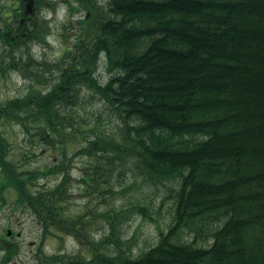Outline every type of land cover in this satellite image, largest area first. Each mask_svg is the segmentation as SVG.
Returning <instances> with one entry per match:
<instances>
[{"label":"trees","instance_id":"obj_1","mask_svg":"<svg viewBox=\"0 0 264 264\" xmlns=\"http://www.w3.org/2000/svg\"><path fill=\"white\" fill-rule=\"evenodd\" d=\"M60 5L70 12L62 27L72 29L65 51L54 60L36 57L32 45H47L52 30L40 13ZM33 7L25 14L24 0L0 3V72L16 71L26 85L0 100V120L31 140L19 152L0 130V209L31 218L33 264H264V0H33ZM102 53L110 74L104 85L96 74ZM95 97L117 107L129 143L90 130L76 153L114 151L133 175L173 183L166 231L159 228L157 241L136 254L122 247L133 237L108 210L101 216L110 229L96 239L97 215L73 207L74 153H66L63 129L73 127V115L61 111ZM57 133L59 160L51 155L50 163L28 168L36 150L57 147ZM82 181L114 193L107 174ZM88 186L85 196L100 191ZM131 208L153 218L148 205ZM8 227L0 264L21 252L22 243L6 238ZM194 229L209 231L211 242L186 241ZM84 235L91 259L44 249L55 237L81 244Z\"/></svg>","mask_w":264,"mask_h":264},{"label":"rangeland","instance_id":"obj_2","mask_svg":"<svg viewBox=\"0 0 264 264\" xmlns=\"http://www.w3.org/2000/svg\"><path fill=\"white\" fill-rule=\"evenodd\" d=\"M0 3H2V0H0ZM40 14H42L46 20L50 21L52 30L48 35V44L40 45L35 43L32 45L31 51L36 57L44 56L48 59H57L65 51L64 36L70 34L72 30L65 31L62 27V25L66 23L70 12L67 11L65 6L60 5L54 11H43ZM79 14L80 12H76L71 18L76 19L79 17ZM97 67L99 79L105 81L108 72L105 67L103 56L100 57ZM25 86V81L20 73L13 71L2 74L0 72L1 101L24 92ZM80 94L81 96L86 95V89L82 88ZM98 97L101 96L98 94ZM78 101H80V96ZM114 108L118 110L117 107L111 106L107 101L95 97V99L86 101L79 106H67L64 111H61L62 115L66 112V117H68L69 114L73 115V127L68 129L63 128L67 130L68 133L65 134L66 139L64 142L66 153L68 155L74 153L71 162H69L72 184L78 186V190H74L72 196L73 207L76 212L83 214V216L87 215V217L91 218V216L97 215L92 218L94 222L92 235L96 239L110 229L106 219L101 216L103 211L108 210L113 218H117L115 221L120 220L122 226L121 230L124 232L125 236L127 238L133 237L130 245H123L122 247L127 250L129 246L131 252L136 254L141 248L145 247V243L147 246L157 241L159 228L166 231L168 220L171 218L173 191H171L170 188L173 186L171 185L173 183L166 182L165 184H155L137 171L133 175L129 167L123 166L122 155L114 151L104 154L103 156H101L102 152H98L96 156L76 153L78 147L86 143L85 139L90 130H94L98 134L103 133L104 138L109 137L111 139L113 137L117 140H124L129 143L127 138L128 130H121L122 122L119 118L120 114L119 111L117 114ZM0 130L12 141L16 151L20 152L22 149L30 147V136L25 133V130L18 124L13 122L7 123L0 120ZM59 133H61V131ZM53 135V141L57 147L52 149V146L47 144L46 151L43 152L41 149L36 150V157L29 160L26 164L28 168H37L40 165L43 166L46 163H50L52 161L51 158H53L51 155H55L59 160L61 155L59 148L62 144L60 143L58 133ZM131 136L133 135L131 134ZM106 155L109 159L106 158ZM19 158L20 156L18 154L16 160ZM58 160H53V162L55 163ZM128 164H130V160ZM101 174L108 175V179L110 180L109 184L114 188V193L104 194L107 189V184L100 185L94 181H90V184H88L82 181V178L86 175L98 179ZM49 179L52 180L53 177ZM94 184L99 185L100 191H95L88 196L82 194L83 192L89 193L91 187L88 185L94 186ZM137 203L148 205L153 218L144 216L140 212H135L131 207ZM91 207L94 209V212H89ZM118 209H122L124 213L117 217L115 210ZM157 210H159L160 213H157ZM7 226L13 228L15 231L19 229L22 234L18 239L24 243L19 257L9 264H33V253L36 244L33 243L32 240L36 228L31 218H27L26 214L21 215L18 210H11L9 206H4L0 209V234L5 231ZM208 229H210L211 232L210 226ZM194 231L195 229L188 232L190 238L195 235L196 231ZM208 232L209 231L206 230L203 234L199 232L198 234L196 233L197 242L199 243L207 240L209 236L205 235L208 234ZM86 240L85 235L83 240L80 241L81 244L77 240L70 238H66L62 242L59 237H55L46 243L44 249L50 254L52 249L57 250L61 248L63 249L62 253L66 256H70L71 253H81L82 259H91V257L87 255L88 244Z\"/></svg>","mask_w":264,"mask_h":264},{"label":"bare ground","instance_id":"obj_3","mask_svg":"<svg viewBox=\"0 0 264 264\" xmlns=\"http://www.w3.org/2000/svg\"><path fill=\"white\" fill-rule=\"evenodd\" d=\"M196 237H197L196 233H195V235H193L192 238L189 237V233L185 234V240L189 241V242H195L196 243L197 242V238ZM211 238H212V241H214L215 238L214 237H211ZM210 242H211V239L208 238L207 240H205L203 242H199V243L197 242V244H199V245L202 244V245L205 246L206 244H209Z\"/></svg>","mask_w":264,"mask_h":264},{"label":"water","instance_id":"obj_4","mask_svg":"<svg viewBox=\"0 0 264 264\" xmlns=\"http://www.w3.org/2000/svg\"><path fill=\"white\" fill-rule=\"evenodd\" d=\"M24 1H25V14L31 13L34 10L33 0H24Z\"/></svg>","mask_w":264,"mask_h":264}]
</instances>
